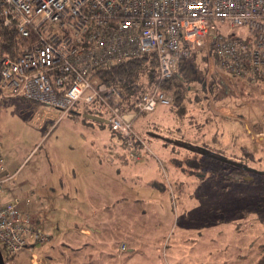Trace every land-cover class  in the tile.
I'll list each match as a JSON object with an SVG mask.
<instances>
[{"label": "rangeland", "instance_id": "rangeland-1", "mask_svg": "<svg viewBox=\"0 0 264 264\" xmlns=\"http://www.w3.org/2000/svg\"><path fill=\"white\" fill-rule=\"evenodd\" d=\"M225 28L222 22L220 31ZM234 30L244 31L243 28ZM202 54L207 55L206 59ZM0 55L5 54L0 50ZM190 62L196 67L194 72L186 69L180 72L184 76L181 99L175 102L173 92H166L171 98L170 105H158L153 111L140 114L134 123L151 151V154L145 152L138 162L150 163L147 168L150 181L165 184V190L159 193L166 194L169 207L163 205L161 220L156 219V214L153 218L138 220L136 202L126 183L114 188L106 184V193L103 196L99 193L100 197L94 200L90 193L95 194V191L86 186V182L92 180L78 176L67 177L62 186L59 181V185L52 187L57 195L60 186L66 195L70 194V199L60 205L58 202L59 209L55 210V202L51 203L49 195L44 193L48 185L43 176L49 168L54 173L65 165L73 167L76 174L79 169L92 174L95 164H113L119 160L123 151L121 138L110 132L105 118L103 123L77 115L86 105L82 100L62 117L63 120L54 124L52 119L40 126L35 117L37 103L7 98L0 104L3 145L0 153L4 168L12 173L22 164L17 175L7 181L4 200H19L22 192H26L28 196L23 199L25 210L21 211V216L43 217L40 227L50 236L49 240L34 244L36 253L21 250L9 258L7 264H257L264 254V178L253 172L243 179L228 178L225 174L232 173L230 165L228 169L225 165L219 169V158L197 152L194 157L188 147L166 141L180 138L212 150L223 148L227 156L244 159L248 165L264 170V77L250 81L225 75L212 68V56L204 49ZM91 105L101 109L97 103ZM143 120L153 122L149 126L140 125ZM86 122L89 128H83V134L91 135L89 129L95 127L99 131V142L93 147L85 143L82 149H74L79 140L76 128ZM148 132L163 137H153ZM69 143L73 144L71 149H68ZM171 145L177 150L172 151ZM33 146L30 158L23 162ZM243 146L253 153L255 161H247L248 157L240 153ZM81 150L87 155L81 154ZM186 155L193 156L203 170L188 169ZM248 176L249 179L244 178ZM137 180L143 182L145 175ZM132 186L141 187L140 182H133ZM119 188L123 196L127 195L125 198L120 199ZM149 193L139 191L138 196L148 198ZM158 197L162 202L164 197ZM50 208L51 214L47 213ZM44 211L46 215L42 214ZM99 222L104 226L101 233L93 230ZM143 222L148 229L145 230ZM82 226L89 229L88 234L80 232ZM90 229L94 231L92 234ZM120 241L128 246L121 255ZM0 249L3 257L6 256L1 244Z\"/></svg>", "mask_w": 264, "mask_h": 264}, {"label": "built area", "instance_id": "built-area-1", "mask_svg": "<svg viewBox=\"0 0 264 264\" xmlns=\"http://www.w3.org/2000/svg\"><path fill=\"white\" fill-rule=\"evenodd\" d=\"M6 28L25 43L12 56L0 55V103L26 99L54 110L56 120L79 100L95 109L97 103L134 161L151 151L133 121L171 103L161 85L181 59L213 50L212 67L223 74L264 77V0H0V31ZM145 53L156 58V81L124 112L122 84L99 82L90 72ZM3 163L0 154V244L16 255L47 235L37 216H21L16 199L4 200L14 173Z\"/></svg>", "mask_w": 264, "mask_h": 264}, {"label": "crops", "instance_id": "crops-1", "mask_svg": "<svg viewBox=\"0 0 264 264\" xmlns=\"http://www.w3.org/2000/svg\"><path fill=\"white\" fill-rule=\"evenodd\" d=\"M209 63L211 64V62H209ZM212 68H214V67H212ZM23 100H26V99H23ZM27 101H29V100H27ZM29 102H32V101H29ZM33 103H35V102H33ZM51 111L52 110H50L49 108L46 109V108L38 105V103H37V107L35 108V117H37V119H38V123H37L38 126L44 125L45 123H48L52 119H53L52 122L55 120V122H54V124H55L56 121L61 119L60 118V119L56 120L55 118L57 116V113L54 111L55 113L52 114ZM139 116L140 115H138L135 118V120L133 121V125H134V123H136V121L139 118ZM61 120H63V118ZM150 122H153V120H143L139 124L142 125V124L146 123L147 126H149ZM76 124L78 125L80 123H78L76 121ZM80 126L81 127L76 128L77 133L79 135V137H78L79 140H77V143H76L77 145L74 146V149H77V148L78 149H82V147H83V145L85 143L90 145L91 147L96 145L99 142V131H97L95 129V127H93V130L89 129L92 134L89 135V136H85L83 134V128H87V129L89 128V126H87V122H86V125H80ZM209 126L207 128V132L209 131ZM211 136H213V135H211ZM153 137H156V136H153ZM231 137H233L232 138V140H233L234 136H231ZM92 138H95L96 140H93ZM179 139L180 138H177L175 140L179 141ZM104 140H105V138H103V141ZM172 141H174V140H172ZM103 144L105 145V142ZM194 145H196V144H194ZM72 146H73V144L69 143V148L68 149H71ZM166 146H168V145H166ZM199 146H202V145L200 144ZM2 147H3V145H2V142L0 141V152L2 150ZM34 147L35 146L32 147L33 149L30 150L28 155L24 158L23 162H25L26 160H28V158H30L29 156H31V153L34 150ZM84 148H87V146H84ZM103 150H104V148H103ZM82 153L87 155V152L81 150V154ZM93 154L95 156H97V152H94ZM98 160H99V158H98ZM95 161H97V160L95 159ZM121 163H122L121 159H119L117 162L115 160V162L113 163L114 165L113 164H106L105 162H102V163L99 162L97 165L96 164L94 165L92 174H90L89 172H81L80 169H79L78 174H76L75 173V169H73V167H67L65 165H62V168H64V169L60 168L61 170H54V173L51 170V168H49V170L51 172H49V170H48V173H46L43 176L44 183H46V185L49 186V187L47 186L49 191L45 190L44 193L46 195H49L47 197L49 199L51 198V203L55 202L54 203V208H55V210H57V208L59 209L58 202H59V205H60V204L66 203V201H68L70 199V194L68 193V195H66V191L63 190L64 189L63 187H61L63 185V181L67 177L75 178V177L78 176L79 178L83 177L84 179H89L90 178L92 181L90 183L86 182L87 183L86 186L89 189H91V190L93 189L95 191V194L94 193H90V196L94 200L96 198L100 197L99 193H100L101 196H103L102 194L106 193L105 190H104L105 189L104 187H105L106 184H108V186H111V187L114 188V187H117V186H121L123 183H126L125 185L127 186V190L130 192V196H132L134 202H136L137 213L135 215L138 218V220H145V219H147V218H149L151 216H152L151 218H153L154 214H156V219L157 220H161V211H162L163 205H164V207H167V208L169 207L168 206V201H167L168 199L165 198L166 194H164V193L160 194L159 193V191L165 190V188L160 184L161 182L160 181H155L153 179H151V181H150V176H149L148 169H147L149 167L150 163H148L147 161H142V162H138L137 161V163L134 164V165H132L131 163H129V164H123V163L121 164ZM21 165H19L17 168H15L14 172H12V173H14V177L17 175L18 171L20 170ZM141 175H145V180L143 182H141L140 180L136 181V179L141 177ZM51 180H52V182H51ZM59 181H60V185H61L60 186L61 190L59 191V195H57L58 192L57 191L54 192L52 187H56L57 185H59ZM133 182L134 183H139L140 182L141 187L135 189L136 187L134 188L132 186ZM68 185H71V184H68ZM98 187H100V190L98 189ZM156 190L158 191V193L156 192ZM121 191H122V189L119 188V193L118 194L121 195L120 199H122L123 197L125 198L127 196V195L123 196ZM139 191H141L142 193L150 192L149 194H151V195L148 198L140 197V196H138ZM160 195L162 197H164L165 201H164V199H162L161 200L162 202H160V200L158 199L159 198L158 196H160ZM27 196H28V194L26 192H24V193L22 192L21 198H19V200L16 199L18 201L19 206L21 207V209L23 211L25 210V203H24L23 199L26 198ZM55 197L58 198V201H56ZM138 208L140 210H138ZM50 209L51 210H49V212H47L49 214L52 213V208H50ZM62 211L64 212V209H62ZM47 213L45 211L42 212L43 215H46ZM37 217L39 219V225H40V219L43 218V217H41L40 215H37ZM96 218L99 219L98 216ZM146 222H143V226L145 227V230H146V228L148 229V225H147ZM66 224L71 225V224H69V222H66ZM101 224L102 223L99 222L98 226L93 227V230L95 229L97 231V233H101V230H102L101 228H104V226H102ZM42 230H43V228H42ZM79 230L84 235L89 233V229L87 227H84V226L80 227ZM93 230L90 229L91 234L94 232ZM43 232L47 235V240H49L50 236L44 230H43ZM122 243H124L126 245L124 250H126V248L128 247L127 243H125L124 241L118 242L119 255H121V251H124V250L121 249ZM34 244H36V243H34ZM34 244L30 245V248H29L30 250L29 249H24V250L27 251V252L29 251V252L36 253L34 251V249H33ZM39 254H42V253H39Z\"/></svg>", "mask_w": 264, "mask_h": 264}, {"label": "trees", "instance_id": "trees-1", "mask_svg": "<svg viewBox=\"0 0 264 264\" xmlns=\"http://www.w3.org/2000/svg\"><path fill=\"white\" fill-rule=\"evenodd\" d=\"M23 43H25V40L21 37H18L17 34L14 32V29L6 28L0 31V50L5 55H10V56L14 55L16 47ZM198 53L199 52H194L189 58L181 59L177 64L176 72L170 78L165 80V82L162 83L161 85L165 92L167 93L173 92L175 96V102L178 101L177 99L179 97L181 99V96H182L181 92H182V89H184L182 87L184 76L180 72L182 70L185 71V69L187 70V72H190V73L194 72V69L196 67L190 61H194ZM209 55L210 56L213 55V50L209 52ZM201 56L205 57L206 59L207 55L202 54ZM157 75H158L157 61H156L154 54L152 53H145L140 56L129 57L120 62L114 63L108 67H104V68L98 67V68L92 69L90 72V76L95 77L99 82H105V83H119L120 82L122 84L123 99L121 102V110L124 112L135 109L136 102L139 100V98L145 91L151 88V86L156 81ZM173 85H174V91H171ZM175 102L173 105L177 106L178 103H175ZM84 113H90V114L103 117V113L101 112V110L92 108L89 105L87 106L85 105L82 112L77 113V115H79L81 118L89 121L90 119L85 117L83 115ZM108 127L110 128L109 125ZM133 127L136 130V127L134 125ZM110 132L114 135L117 134L111 128H110ZM118 136L121 138L120 146L123 150L121 152V155L119 156V159H121V162L123 164H129L131 161L137 162L125 155L124 153L125 139L121 137L120 135ZM156 137H163V136L158 134ZM179 141L185 143L186 145L199 146V145H194L192 142H189L183 139H179ZM169 142L174 143L172 140L166 141V143H169ZM171 147H172V151L177 150L175 146L171 145ZM199 147L204 148L208 151H211L222 158H227V159L241 163L240 166H235L221 159L217 160V162L220 164L219 169H222V166L224 165L225 167L227 166L226 168L228 169V166L230 165V170L232 171V173L228 172L225 174V176L228 178L243 179L244 175L249 174L250 171H246L245 169H243L242 167L243 165L255 168L257 170H261L262 173L260 175L264 178V170H262L261 168H257L255 166L248 165V163H246V160L244 159H241V158L237 159L235 156H229V155L227 156V154H225L226 150L223 148L222 149L219 148V150L218 149L212 150L209 147L204 146V145L199 146ZM191 152H193L191 154H193L195 157L197 153L194 151H191ZM147 153L151 154L150 152H147ZM240 153H243L248 157L247 161L248 160L255 161L254 157L252 156L253 153L251 154L246 149V147H240ZM250 155H251V158H249ZM186 156L187 157H185L184 160H186V167L188 169L195 168L196 170L199 169V171L203 170L201 167H199L198 161L193 156H189V155H186ZM175 162L177 163L180 162L181 164L183 163L181 160H177V159H175ZM195 166H198V167H195ZM202 173L203 172H200L201 175ZM254 173L259 175V173L257 172H254ZM160 184L165 188V184L163 182H161ZM13 256L14 255L4 256V261L6 262V264H7V260ZM257 264H264V254L258 260Z\"/></svg>", "mask_w": 264, "mask_h": 264}, {"label": "water", "instance_id": "water-1", "mask_svg": "<svg viewBox=\"0 0 264 264\" xmlns=\"http://www.w3.org/2000/svg\"><path fill=\"white\" fill-rule=\"evenodd\" d=\"M85 117L89 118L90 120H94V121H97V122H105V119L101 116H98V115H94V114H90V113H84L83 114ZM149 135L151 136H157L158 134L154 133V132H148ZM171 140V139H170ZM175 144L177 145H180V146H184V147H188L191 151H194V152H197V153H200V154H203V155H207V156H210V157H216V158H219L225 162H228V163H231L235 166H240L241 163L239 162H236V161H233V160H230V159H227V158H222L218 155H216L215 153L211 152V151H208L204 148H201L199 146H193V145H186L185 143L183 142H180V141H173ZM243 169H245L246 171H250V172H257L259 174L262 173L261 170H257L255 168H252V167H249V166H246V165H243L242 166ZM246 179H249L250 177H244ZM0 264H6L5 261H4V257H3V254L1 252V249H0Z\"/></svg>", "mask_w": 264, "mask_h": 264}, {"label": "flooded vegetation", "instance_id": "flooded-vegetation-1", "mask_svg": "<svg viewBox=\"0 0 264 264\" xmlns=\"http://www.w3.org/2000/svg\"><path fill=\"white\" fill-rule=\"evenodd\" d=\"M254 173V172H253Z\"/></svg>", "mask_w": 264, "mask_h": 264}]
</instances>
